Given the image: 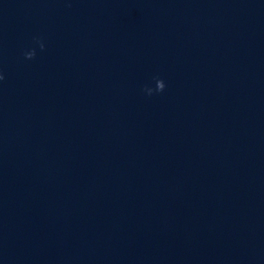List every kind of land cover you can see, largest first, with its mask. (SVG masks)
Listing matches in <instances>:
<instances>
[{
    "label": "water",
    "instance_id": "95a60500",
    "mask_svg": "<svg viewBox=\"0 0 264 264\" xmlns=\"http://www.w3.org/2000/svg\"><path fill=\"white\" fill-rule=\"evenodd\" d=\"M0 70V264H264V0H0Z\"/></svg>",
    "mask_w": 264,
    "mask_h": 264
},
{
    "label": "clouds",
    "instance_id": "9594fccd",
    "mask_svg": "<svg viewBox=\"0 0 264 264\" xmlns=\"http://www.w3.org/2000/svg\"><path fill=\"white\" fill-rule=\"evenodd\" d=\"M34 42L36 44L39 45V49L41 51H44L46 48L45 43L43 42V39L41 37H34ZM37 56V50L35 47H33L31 50H26L24 52V57L27 60H33L35 59ZM6 79L4 73L2 70H0V82L4 81ZM155 80V88L153 87H149L147 85H145L143 91L148 95V96H152L156 93H162L164 92L165 88H166V83L163 79H161L160 77H154L153 78Z\"/></svg>",
    "mask_w": 264,
    "mask_h": 264
}]
</instances>
